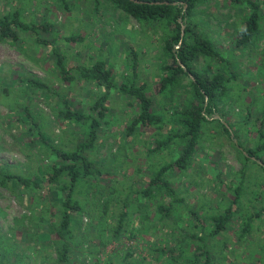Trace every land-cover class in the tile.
<instances>
[{"label":"rangeland","instance_id":"rangeland-1","mask_svg":"<svg viewBox=\"0 0 264 264\" xmlns=\"http://www.w3.org/2000/svg\"><path fill=\"white\" fill-rule=\"evenodd\" d=\"M15 9L26 22L52 24V30L39 31L40 36L53 41L66 67L102 59L114 82L121 83L133 78L135 55L134 80L146 85L153 111L168 117L188 97L186 76L173 92H157L169 61L165 48L169 28L165 24L137 21L107 0H0V16ZM261 10L258 34L243 50L233 42L235 27L249 13L246 4L201 0L187 17L231 62L237 77L218 102L217 113L205 123L187 168L170 169L162 175L183 199L175 201L168 213L157 212V208L159 203L167 206L169 196L155 192L146 198L131 189L144 187L163 164L177 158L182 140L158 145L172 126L168 122L164 132L136 125L128 135L138 105L129 95L110 93L96 145L88 151L101 174L96 185L92 183L79 195L84 209L74 215L69 264H184L188 256L201 251L197 249L201 241L179 240L186 239L187 229H199L195 223L207 225L206 217L224 210L234 197L233 187L239 184L241 194L232 221L226 230L210 236L207 246L215 264H264V170L250 161L244 166L241 154L243 149L257 147L260 121L264 129V5ZM70 35L80 39H64ZM36 36L30 32L17 41L0 40V167L30 175L37 173L38 166H51L59 160L51 150L29 142L34 138L32 132L18 122L23 110L29 109L52 145L74 149L84 140V126L63 117L61 100L66 99L75 111L95 114L90 107L101 94L98 85L75 73L71 80L62 79L52 45L38 44ZM191 65L210 76L217 71L216 62L204 57ZM25 77L40 79L50 92L33 89L21 79ZM219 115L232 125L234 139L214 119ZM258 155L264 160V148ZM41 187L18 197L12 188L0 187V264H58L56 246L43 237L46 230L39 222L44 213L41 209L50 205L52 190L46 184ZM126 195L129 209L122 232L118 238H110ZM37 200L41 201L38 206L30 205ZM247 215L254 218L251 229L243 234L241 217ZM175 244L174 260L158 250Z\"/></svg>","mask_w":264,"mask_h":264},{"label":"trees","instance_id":"trees-1","mask_svg":"<svg viewBox=\"0 0 264 264\" xmlns=\"http://www.w3.org/2000/svg\"><path fill=\"white\" fill-rule=\"evenodd\" d=\"M114 8L120 9L126 14L140 22H156L165 24L169 28L165 48L169 54V61L164 65L165 73L162 75L157 92L167 95V92H173L174 87L179 84L182 76L189 79L188 97L183 101L180 109L173 108L172 113L166 117L152 109V97L146 92L144 83H136V60L133 56V78L121 83H115L112 77V71L102 59H97L89 64L77 63L71 67H66L62 54L53 46V41L40 36V32H50L52 24L50 22H26L21 18V11L15 9L0 16V40L17 41L21 34L34 33L37 35L36 42L40 45H52V52L55 56V64L59 75L64 80H71L76 74L82 80L93 82L101 89V94L94 100L90 110L95 114H83L71 108L66 99L61 100L63 117L84 126V140L76 143L74 149H63L52 145L46 133L42 132L35 117L25 108L18 118V122L27 125V130L32 132L33 139L30 143H38L51 150L57 157L59 163L55 162L51 166L40 165L37 173L32 175L16 171H10L0 167V187L12 188L18 196L28 195L30 192L40 190L41 184H46L51 189L49 206L47 209H41L42 215L39 216V222L45 228L42 232L43 237L50 239L57 250L58 264H69V255L71 251L70 239L73 237V220L76 212L84 209L83 202L79 195L92 183L98 179L101 171L96 167L95 162L89 158L88 151H92L96 145L98 129L102 120L105 119L108 111L106 101L110 93L115 90L119 93L131 96L138 105V113L126 132L128 135L136 125L152 127L154 130L164 132L166 122L172 123L170 129L165 133L162 141H157L158 145H167L175 140H182V148L177 158L163 164L154 176L148 180L146 185L139 190L131 189L132 193L151 197L153 193H162L171 198L167 206L159 203L157 208L161 213H168L175 201L181 202L176 191L169 185L162 175L170 169L184 170L189 165L195 148L198 146L205 123L210 115L217 113L218 102L221 101L227 92V87L237 73L233 70L231 62L225 58L214 43L206 35L198 31L193 24L188 23L187 17L196 8L201 0H107ZM232 3H242L249 7L247 16L234 29V47L241 50L248 48L255 40L262 18L261 5L264 0H229ZM67 41H76L79 36L64 37ZM198 57L212 59L217 64V71L213 75H207L197 72L191 65ZM75 73V74H74ZM22 80L28 82L33 89H40L44 92H50V87L36 77H25ZM173 95V93H172ZM218 121L222 131L230 139H234L232 134V125L225 123L222 115L214 118ZM264 148V129L262 122L258 125V144L253 149H243L242 158L246 162L257 163L264 170V160L258 155V152ZM94 180V181H93ZM240 184L233 187V198L229 200L228 206L219 212L212 213L206 220L207 225L195 223L199 229L190 232L187 229L186 239L179 241L184 243L186 240L201 241L197 246L199 253L195 252L188 256L184 264H215L214 256L209 251L207 239L210 236L224 231L229 226L235 214V206L240 199ZM27 198L29 196H26ZM29 199V198H28ZM32 199V198H31ZM128 195L122 200L123 204L117 212L116 225L111 230L110 238H118L122 232L124 219L128 214ZM41 201H30L31 204L38 206ZM108 206L105 201L104 207ZM194 212H190L193 215ZM260 213H257L259 215ZM253 216L241 217L243 222V234L251 229ZM194 219V218H193ZM198 220V219H196ZM178 244V243H176ZM173 245L168 250L159 247L161 255L167 254L174 260V253L178 247ZM188 244V243H187ZM181 256V255H179ZM109 264H114L109 262Z\"/></svg>","mask_w":264,"mask_h":264}]
</instances>
